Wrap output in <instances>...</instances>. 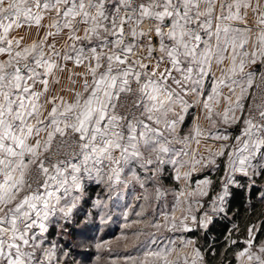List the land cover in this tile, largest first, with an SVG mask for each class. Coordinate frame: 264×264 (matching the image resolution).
<instances>
[{"label": "snow or ice", "instance_id": "obj_1", "mask_svg": "<svg viewBox=\"0 0 264 264\" xmlns=\"http://www.w3.org/2000/svg\"><path fill=\"white\" fill-rule=\"evenodd\" d=\"M0 264H264V0H0Z\"/></svg>", "mask_w": 264, "mask_h": 264}, {"label": "rangeland", "instance_id": "obj_2", "mask_svg": "<svg viewBox=\"0 0 264 264\" xmlns=\"http://www.w3.org/2000/svg\"><path fill=\"white\" fill-rule=\"evenodd\" d=\"M120 222L115 224H109L105 232L102 234L104 239L112 240L115 245V237L120 235Z\"/></svg>", "mask_w": 264, "mask_h": 264}]
</instances>
